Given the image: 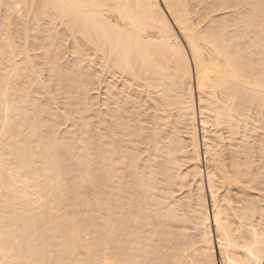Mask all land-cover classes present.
<instances>
[{"label":"bare ground","instance_id":"6f19581e","mask_svg":"<svg viewBox=\"0 0 264 264\" xmlns=\"http://www.w3.org/2000/svg\"><path fill=\"white\" fill-rule=\"evenodd\" d=\"M0 264H264V0H0Z\"/></svg>","mask_w":264,"mask_h":264}]
</instances>
